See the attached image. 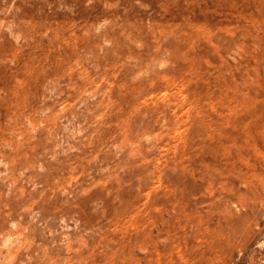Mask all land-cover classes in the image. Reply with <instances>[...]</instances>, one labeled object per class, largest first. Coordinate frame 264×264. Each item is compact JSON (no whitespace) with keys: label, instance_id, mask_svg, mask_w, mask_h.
<instances>
[{"label":"rangeland","instance_id":"374dc122","mask_svg":"<svg viewBox=\"0 0 264 264\" xmlns=\"http://www.w3.org/2000/svg\"><path fill=\"white\" fill-rule=\"evenodd\" d=\"M0 264H264V0H0Z\"/></svg>","mask_w":264,"mask_h":264}]
</instances>
